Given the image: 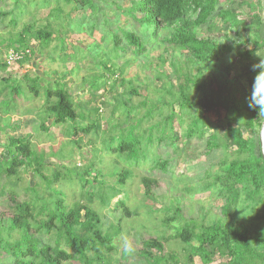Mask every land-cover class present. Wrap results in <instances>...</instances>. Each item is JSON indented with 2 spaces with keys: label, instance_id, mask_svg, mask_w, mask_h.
<instances>
[{
  "label": "rangeland",
  "instance_id": "rangeland-1",
  "mask_svg": "<svg viewBox=\"0 0 264 264\" xmlns=\"http://www.w3.org/2000/svg\"><path fill=\"white\" fill-rule=\"evenodd\" d=\"M128 2L129 0H124L123 5ZM48 4L46 0H0V11L8 12L6 17H0V76H4L12 82V86L17 87L24 72H28L31 78L38 68L48 78L54 79L57 75L62 77L65 71L67 75L70 69L71 75L66 77V83L77 97L83 96L82 101L86 97V101L89 100V96H86L89 85L93 84V88L101 86L98 94H95L98 97L94 102L96 107L88 108L89 111L83 118L78 117L73 122L54 125L50 119H46L50 115L46 110L47 98H34L24 85L25 98L33 100L25 105L26 111L19 109L16 114H11L13 110L9 112L7 107L5 115L0 112V124L3 127L6 124L13 127L20 118L25 119V113L27 119L31 113L35 116L34 121L29 120L32 126L2 129L0 154L6 152L3 144L8 142L9 135L26 137L25 134H28L36 161L33 163V168H36L33 173L35 176L30 174L33 170L31 167L30 170L21 168L19 173L23 176V181L18 185L17 177L12 176L6 181L8 183H4L6 178L0 174V189L6 186L8 193L0 194V224H5L11 217L9 193L15 187L17 201L21 202L30 197L41 220L58 221L65 207H74L79 202L90 204L98 211L101 222L97 229L103 235L112 237L114 246L98 264H147L141 254L143 240L155 237L165 240L166 243L163 252L149 249L150 252L157 256L167 252L176 253L179 264H185L182 243L173 237L174 226L178 228L177 224L181 219L178 218L174 223L169 219L179 217L176 212L178 206L185 219L203 220L204 223L221 215L222 200L212 198L210 192L199 191V180L209 166L217 163L221 152L207 151L205 147V139L212 132L210 128L205 129L203 138L183 137L187 122L184 121L181 127L177 122L180 120L176 114L179 111L177 104L174 107L176 113L171 110L178 94L168 93L170 83L163 76L171 74L169 62L173 60L174 54L160 46L152 48L146 54H128L116 60L117 50L111 44V36L106 34L109 26L105 29L98 22L93 34H90L89 26L92 22L82 12L84 9L77 13L67 12L69 6L65 0H52L51 6ZM26 9L29 11L26 12ZM226 9L238 14L242 23L237 31L242 36L250 31L258 32L264 42L263 0H227L217 5L211 17L212 23L217 26L213 34L223 40L234 34V29L216 16L219 10ZM114 12L115 10H107L106 14L111 16ZM74 16L79 17V26L75 30L66 27L69 25L68 20ZM14 18H17L15 25L12 23ZM111 18L117 25L127 27L124 16L120 15L117 22V17ZM49 23L60 28L55 34L58 38H54L43 51L37 48L38 56L32 54L27 57V61L21 60L2 69L7 49L24 26L40 28ZM135 26V29L143 31L142 26ZM206 26L200 28L202 36L206 34ZM111 29L115 30V25H111ZM37 44L34 39L30 40L31 48L38 47ZM35 47L32 49L35 50ZM248 48H252V45L249 44ZM256 53L264 55V46L257 48L254 53V59L258 63L262 57ZM160 54L164 63L158 58ZM64 55L66 62L63 63L60 58ZM178 57L181 58V54ZM185 58L183 55L182 59ZM103 63L111 65V71L103 70ZM199 67L206 75L213 74L210 73V67ZM33 68L36 70L33 71ZM192 72H197L196 66ZM121 79H124L123 83H120ZM171 79L173 84L181 82L172 75ZM131 88L136 93H132ZM236 94L240 96V92ZM24 95L18 98L23 100ZM1 98L2 96L0 101ZM82 101L81 104L86 103ZM101 102H108L114 106V110L118 108V111L111 115L113 110L108 109L107 114L104 103L103 111L98 113L97 104ZM94 104L90 103L87 107ZM161 106L165 111L163 116L157 113ZM205 116L212 123H216L224 116V111L216 108ZM257 116L253 132L244 127L242 130L245 137L252 135L255 138L261 150V141L264 149V116L259 117V112ZM183 119L187 120L188 117L184 116ZM42 123L44 129L39 128ZM87 124H90L88 133L81 134L78 131L77 136L74 134V129H82ZM220 125V130L225 127L224 122ZM126 145V149L122 150L121 146ZM160 157L168 161L166 172L162 170ZM1 165L4 164L0 161V168ZM144 177L154 180V184H150L152 189L147 194L142 182ZM92 198L96 200L89 203L88 200ZM39 237L45 242L44 235ZM51 246L55 247V244L51 242ZM60 248L72 252L64 243L60 244ZM226 261L227 257L216 256L210 264H225ZM193 263L202 264L199 257H194ZM63 264L80 263L74 259Z\"/></svg>",
  "mask_w": 264,
  "mask_h": 264
},
{
  "label": "trees",
  "instance_id": "trees-1",
  "mask_svg": "<svg viewBox=\"0 0 264 264\" xmlns=\"http://www.w3.org/2000/svg\"><path fill=\"white\" fill-rule=\"evenodd\" d=\"M46 1L51 6L52 0ZM223 1L227 0H129L125 5L124 0H65V3L69 6L67 12L77 13L84 9L82 12L91 19L89 22L94 23L89 26L90 34H93L98 22L105 29L109 26L106 34L111 36V44L117 50L116 60L128 54H146L155 47L169 49L174 54L173 60L169 62L172 72L163 76L170 83L168 93L178 94L171 110L176 113L174 107L177 104L179 111L176 114L180 118L177 122L180 127L184 121L187 122L183 137L200 139L205 135V129H212L205 139V147L207 151L219 150L221 156L215 165L205 170L199 180V191L210 192L212 198L222 200L221 215L204 223L203 220L185 219L180 214L181 208L177 207L179 217H173L169 221L174 223L178 218L181 219L177 224L179 227L174 226L173 237L182 243L185 264H194V257H199L202 264H210L216 256L227 257L225 264H264V161L258 142L252 135L245 137L242 130L244 127L253 132L258 119L259 110L249 107V98L256 72L259 71L252 69V65L257 63L254 53L257 48L264 46V42L258 32L250 31L242 36L237 31L242 22L239 21L238 14L229 9L219 10L216 16L232 27L234 34L226 36L224 40L216 37L213 32L217 26L212 23L211 17L217 5ZM107 10L115 12L109 16L106 14ZM7 15L8 12L0 11L1 18ZM120 15L126 18L127 27L117 25L111 18L117 17V22ZM12 23L15 25L17 18ZM67 23L69 25L66 27L75 30L79 26V17L74 16ZM136 24L142 26L143 31L135 29ZM111 25H115V30L111 29ZM204 25H207L206 34L202 36L200 28ZM58 28L51 23L40 28L26 25L9 48L30 47V40L34 39L38 47H35L36 50L32 49V54L37 52V48L43 51L54 38L59 37L55 35ZM249 44L252 48H248ZM180 54L181 58L178 57ZM183 55L185 59H182ZM158 58L164 63L161 54ZM200 65L210 67V73L213 74L206 75ZM194 66L197 67L196 73L192 72ZM6 67L4 60L2 69ZM102 69L111 71L112 67L103 63ZM171 75L181 82L173 84ZM22 77L24 80H18L16 87L12 86L10 80L0 76V112L3 115L7 107L9 112L13 110L11 114L18 111L16 100L24 95L23 85L28 87L35 98H47L46 110L50 115L46 119H52L54 125L73 122L78 117L83 118L89 111L88 108L96 107H87L88 103L80 104V100L69 93L59 80L48 82L46 86L42 84L44 78L38 75L32 79L27 74ZM123 82L124 79H121L120 83ZM92 85H89L86 94L90 103L98 99L95 94H98L101 86L93 88ZM130 90L136 93L133 88ZM237 92H240V96H237ZM75 101L77 103L74 104ZM104 103L107 114L108 109L113 110L111 115L118 111V108L114 110V106L108 102H101L97 104L98 113L103 111ZM216 108H221L224 116L212 123L205 114ZM164 112L162 106L157 111L159 116H163ZM184 116L188 119L184 120ZM223 122L225 127L220 130ZM8 125L3 127L0 124V133L2 129L20 127L21 122L13 127ZM41 126L44 129V123ZM89 126L87 124L82 129L76 128L73 132L76 136L78 131L81 134L88 133ZM27 136L29 135H9L8 142L3 144L6 153L0 156V161L4 164L1 165L0 174L6 178L4 183H8L6 181L12 176L17 177V185L22 182L23 176L19 173L21 168H32L30 174L35 172L33 163L36 161ZM126 147L127 145L121 146V149L125 150ZM160 164L166 172L168 161L161 158ZM142 182L147 194L152 189L150 184H154V180L144 177ZM6 190L4 186L0 189V194H8ZM17 197L14 187L9 193L11 217L5 224H0V264H63L74 259L80 264H98L105 253L114 249L112 237L103 235L97 229L101 218L90 204L79 202L74 207H65L58 221H45L41 220L30 197L21 202L17 201ZM93 199L95 198L88 202L91 203ZM39 235L45 236V242ZM51 242L55 247L51 246ZM61 243L72 252L60 248ZM165 243V240L156 237L143 240L141 254L147 264H179L176 253L167 252L157 256L149 251L156 249L161 253Z\"/></svg>",
  "mask_w": 264,
  "mask_h": 264
},
{
  "label": "crops",
  "instance_id": "crops-1",
  "mask_svg": "<svg viewBox=\"0 0 264 264\" xmlns=\"http://www.w3.org/2000/svg\"><path fill=\"white\" fill-rule=\"evenodd\" d=\"M35 47V46H34ZM8 50V49H7ZM35 50H36V48H35ZM34 53V52H33ZM7 54V53H6ZM34 55L35 56H38L39 54L38 53H36V51H35V53H34ZM65 56L66 55H64L63 57H61L60 58V60L64 63V62H66V60H65ZM5 61H6V57H5ZM22 64H24V63H22ZM8 65V64H7ZM8 66H11V65H8ZM27 66H28V64H27ZM37 69V70H36ZM33 68V71H37L36 72V74L34 75V76H32L31 78L29 77V75H28V72H24L23 74H22V76L23 75H25V74H27L28 75V77L30 78V79H32V78H35L36 77V75H38L39 77H43L44 78V80L45 81H43L44 83H42V84H46V83H48V82H53L54 80H59L64 86H65V88H66V90H68V92L69 93H71L75 98L77 97L76 95L77 94H75L73 91H71V89L68 87V85H67V81H68V79L66 78L67 76H69V75H71L70 73H71V70L69 69V71L67 72V75H66V71H65V74L62 76V77H60L59 75H57V77H55L54 79H51V78H48V76L47 75H45V73L43 74V72L41 71V70H39L38 68ZM22 79L24 80V78L22 77ZM79 97V98H78ZM76 99H79L80 100V104H81V101H82V99H83V96L82 95H80V96H78ZM35 98V97H34ZM38 98V97H37ZM86 99H88L87 97L86 98H84V100L83 101H85L86 103H88V105L90 104V100H87L86 101ZM1 100H2V98H1ZM33 100H31L30 98L29 99H26L25 98V96L23 97V100H21V99H17L16 100V102L18 103V111L17 112H19V109H22L23 111H26L25 110V105L27 104V103H30V102H32ZM82 101V102H83ZM85 103V104H86ZM93 104H94V102H93ZM87 105V106H88ZM96 104H94V106H95ZM17 112H15L14 114H16ZM29 116V118L27 119V116H26V113H25V115L23 116V117H25V119L24 118H20V122H21V126L20 127H18V128H14V129H19V128H25L26 126H32V122L31 121H29V120H32V121H34V115L31 113V114H29L28 115ZM50 120H52V119H50ZM18 122V121H17ZM39 128H42V126H39ZM27 134H25V136H26ZM14 136V135H13ZM14 137H22V136H14ZM1 153V152H0ZM6 153V152H5ZM5 153H3V155L2 154H0V156L2 157V156H4L5 155Z\"/></svg>",
  "mask_w": 264,
  "mask_h": 264
},
{
  "label": "clouds",
  "instance_id": "clouds-1",
  "mask_svg": "<svg viewBox=\"0 0 264 264\" xmlns=\"http://www.w3.org/2000/svg\"><path fill=\"white\" fill-rule=\"evenodd\" d=\"M262 58L258 63L252 65L253 71L256 72L254 82L252 84L251 95L249 98V107L259 110V117L264 116V55L256 53Z\"/></svg>",
  "mask_w": 264,
  "mask_h": 264
},
{
  "label": "built area",
  "instance_id": "built-area-1",
  "mask_svg": "<svg viewBox=\"0 0 264 264\" xmlns=\"http://www.w3.org/2000/svg\"><path fill=\"white\" fill-rule=\"evenodd\" d=\"M32 48H9L6 54V63L12 65L32 55Z\"/></svg>",
  "mask_w": 264,
  "mask_h": 264
},
{
  "label": "water",
  "instance_id": "water-1",
  "mask_svg": "<svg viewBox=\"0 0 264 264\" xmlns=\"http://www.w3.org/2000/svg\"><path fill=\"white\" fill-rule=\"evenodd\" d=\"M264 2V0H263ZM261 154H262V158H263V161H264V151L262 150V141H261Z\"/></svg>",
  "mask_w": 264,
  "mask_h": 264
},
{
  "label": "bare ground",
  "instance_id": "bare-ground-1",
  "mask_svg": "<svg viewBox=\"0 0 264 264\" xmlns=\"http://www.w3.org/2000/svg\"><path fill=\"white\" fill-rule=\"evenodd\" d=\"M264 151V149H262Z\"/></svg>",
  "mask_w": 264,
  "mask_h": 264
}]
</instances>
